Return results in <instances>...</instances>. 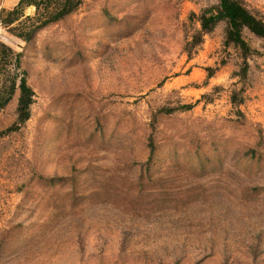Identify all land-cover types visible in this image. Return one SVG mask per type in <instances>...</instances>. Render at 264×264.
Listing matches in <instances>:
<instances>
[{"label": "rangeland", "instance_id": "374dc122", "mask_svg": "<svg viewBox=\"0 0 264 264\" xmlns=\"http://www.w3.org/2000/svg\"><path fill=\"white\" fill-rule=\"evenodd\" d=\"M218 6L85 0L32 43L0 28L35 93L20 130L19 94L0 113V264H264V39L243 33L246 76L225 22L191 48Z\"/></svg>", "mask_w": 264, "mask_h": 264}, {"label": "trees", "instance_id": "16d2710c", "mask_svg": "<svg viewBox=\"0 0 264 264\" xmlns=\"http://www.w3.org/2000/svg\"><path fill=\"white\" fill-rule=\"evenodd\" d=\"M84 1L21 0L14 9L1 11L0 28L26 43H32L40 32L76 13ZM29 7L35 8L34 16L26 15V9ZM221 22L227 24V45L239 48L244 56L242 71L246 76L250 67L248 58L253 52L243 33L248 30L256 37L264 39V21L250 12L243 0H219L218 7L208 9L200 16L201 32L195 36L190 47L200 46L204 36L212 33ZM17 94V122L9 132L20 130L31 119L35 93L28 83V72L23 67V55L0 41V113L10 105ZM184 109L190 110L191 106L181 108ZM175 111L165 110V113L172 114ZM149 148L151 160L156 151L153 137L150 139ZM80 236L77 235L78 238Z\"/></svg>", "mask_w": 264, "mask_h": 264}]
</instances>
